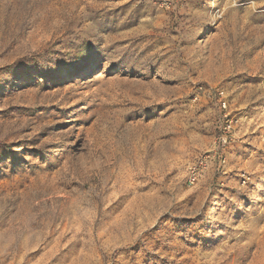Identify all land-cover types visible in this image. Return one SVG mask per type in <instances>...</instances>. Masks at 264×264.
I'll return each instance as SVG.
<instances>
[{
  "label": "rangeland",
  "instance_id": "1",
  "mask_svg": "<svg viewBox=\"0 0 264 264\" xmlns=\"http://www.w3.org/2000/svg\"><path fill=\"white\" fill-rule=\"evenodd\" d=\"M168 2L0 0V264H264V0Z\"/></svg>",
  "mask_w": 264,
  "mask_h": 264
},
{
  "label": "built area",
  "instance_id": "2",
  "mask_svg": "<svg viewBox=\"0 0 264 264\" xmlns=\"http://www.w3.org/2000/svg\"><path fill=\"white\" fill-rule=\"evenodd\" d=\"M167 1H169L167 3V6L169 7L170 0ZM223 106L226 108V102H223ZM236 122L237 119L235 120L234 117L228 120L227 129L233 128ZM209 158V154H204L198 157L194 162L190 163L186 173V181L189 186L196 185L201 179L207 168ZM221 158L222 161L225 162V158L223 156H221Z\"/></svg>",
  "mask_w": 264,
  "mask_h": 264
}]
</instances>
